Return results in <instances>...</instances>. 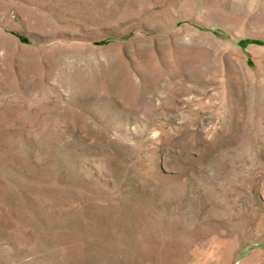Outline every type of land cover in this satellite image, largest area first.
Instances as JSON below:
<instances>
[{
  "label": "rangeland",
  "instance_id": "obj_1",
  "mask_svg": "<svg viewBox=\"0 0 264 264\" xmlns=\"http://www.w3.org/2000/svg\"><path fill=\"white\" fill-rule=\"evenodd\" d=\"M0 264H264V0H0Z\"/></svg>",
  "mask_w": 264,
  "mask_h": 264
}]
</instances>
